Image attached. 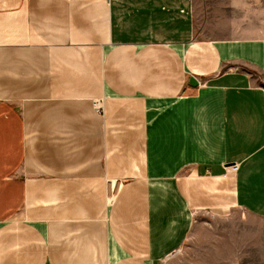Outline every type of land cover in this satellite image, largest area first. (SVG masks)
<instances>
[{
  "label": "crops",
  "instance_id": "0c3cea01",
  "mask_svg": "<svg viewBox=\"0 0 264 264\" xmlns=\"http://www.w3.org/2000/svg\"><path fill=\"white\" fill-rule=\"evenodd\" d=\"M200 1L0 0V95L36 97L0 133V264H166L198 214L264 219V23Z\"/></svg>",
  "mask_w": 264,
  "mask_h": 264
},
{
  "label": "rangeland",
  "instance_id": "374dc122",
  "mask_svg": "<svg viewBox=\"0 0 264 264\" xmlns=\"http://www.w3.org/2000/svg\"><path fill=\"white\" fill-rule=\"evenodd\" d=\"M223 1L225 0H201L198 10L205 14V20L207 15L213 13L217 14L215 16L217 20L221 17L229 20L234 16V11L231 7H226L228 3L225 4ZM201 3L203 5L200 7ZM255 8H258L260 13V15L255 16L257 21L264 23V11H260V9L264 10V0H248V12L252 11L254 13V11H257ZM253 20L252 16H248V23ZM232 27L235 28V25L229 23L227 29ZM232 33L234 32L231 30L219 32L216 30V26L215 30L212 31H210L209 25L205 28V36L209 37H220ZM254 34L256 32L248 31L249 36ZM259 35L264 37V31ZM3 76L0 75L1 79H3ZM0 87L4 88V85L0 84ZM21 91L24 90H20L17 86L14 92L18 94ZM10 95H0L1 135H4V121L9 120V107L12 106L13 108V120H18L23 109V107L21 109V105H25L27 102L33 104L36 100V97L30 95L28 98L25 95L13 97H10ZM0 140L5 141L6 139L1 137ZM1 141L0 171L3 173V169H11V163L5 168L6 161L2 157L5 153L6 144ZM16 154L17 156L20 155V148L16 150ZM15 164L13 163V166ZM12 174V177H14V170ZM5 184L9 185V179H0V207L5 204L4 202L7 199L6 195L8 193L4 190ZM166 264H264V219L251 217L239 209L198 214L185 245L169 258Z\"/></svg>",
  "mask_w": 264,
  "mask_h": 264
},
{
  "label": "water",
  "instance_id": "95a60500",
  "mask_svg": "<svg viewBox=\"0 0 264 264\" xmlns=\"http://www.w3.org/2000/svg\"><path fill=\"white\" fill-rule=\"evenodd\" d=\"M190 83L192 86H197L198 85V80L196 79V77L192 76L190 78Z\"/></svg>",
  "mask_w": 264,
  "mask_h": 264
},
{
  "label": "bare ground",
  "instance_id": "6f19581e",
  "mask_svg": "<svg viewBox=\"0 0 264 264\" xmlns=\"http://www.w3.org/2000/svg\"><path fill=\"white\" fill-rule=\"evenodd\" d=\"M114 193H115V190H114V191L112 190V193H111V194H112V196H113V194H114Z\"/></svg>",
  "mask_w": 264,
  "mask_h": 264
}]
</instances>
